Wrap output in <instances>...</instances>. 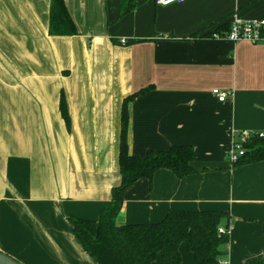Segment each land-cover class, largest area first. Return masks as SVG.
<instances>
[{"label": "crops", "instance_id": "crops-1", "mask_svg": "<svg viewBox=\"0 0 264 264\" xmlns=\"http://www.w3.org/2000/svg\"><path fill=\"white\" fill-rule=\"evenodd\" d=\"M64 2L76 36H49L50 0H0V252L21 264H98L70 219L96 221L110 204L123 101L150 87L127 104L128 152L189 145L198 173L139 179L116 223L228 212L229 243L217 264H258L264 161L234 166L226 154L241 133L264 134V44L204 34L233 14L264 19V0H134L124 16L121 0ZM215 89L231 95L221 103ZM179 250L194 262L184 244Z\"/></svg>", "mask_w": 264, "mask_h": 264}, {"label": "trees", "instance_id": "trees-1", "mask_svg": "<svg viewBox=\"0 0 264 264\" xmlns=\"http://www.w3.org/2000/svg\"><path fill=\"white\" fill-rule=\"evenodd\" d=\"M135 5L134 0H121V16ZM229 21L204 37L224 35ZM48 34L52 37H72L77 29L64 0H50ZM150 87L123 101L119 139V185L111 189L110 204L96 221L71 218L73 236L86 254L98 264H152L157 257L161 264H181L180 246L184 244L195 264H217L226 256L229 234L218 229L230 227V215L223 211H169L156 223L118 225L116 218L124 193L139 179L151 181L159 170H168L177 178L197 174L192 167L193 149L189 145L171 146L163 151H148L143 157L128 152L126 143L127 104L145 94ZM60 111L68 121L64 99ZM244 156L234 166L264 161V139L252 135L242 144ZM258 264H264V254Z\"/></svg>", "mask_w": 264, "mask_h": 264}, {"label": "built area", "instance_id": "built-area-1", "mask_svg": "<svg viewBox=\"0 0 264 264\" xmlns=\"http://www.w3.org/2000/svg\"><path fill=\"white\" fill-rule=\"evenodd\" d=\"M184 0H155V3L159 6H169L174 3H182ZM213 38H224L233 43L248 42L251 44H264V19L261 20H247L243 21L236 14H233L229 21V29L224 35L214 34ZM125 41L122 40L121 44ZM212 95L219 102H225L228 96L231 94L227 91H219L215 89L212 91ZM252 135L243 132L239 135V142L233 143L231 149L226 154L228 161L231 164L237 163L245 154V150L242 144L249 141ZM259 138H264V134H258ZM219 234H229V229H218Z\"/></svg>", "mask_w": 264, "mask_h": 264}, {"label": "water", "instance_id": "water-1", "mask_svg": "<svg viewBox=\"0 0 264 264\" xmlns=\"http://www.w3.org/2000/svg\"><path fill=\"white\" fill-rule=\"evenodd\" d=\"M0 264H21L10 256L0 252Z\"/></svg>", "mask_w": 264, "mask_h": 264}, {"label": "rangeland", "instance_id": "rangeland-1", "mask_svg": "<svg viewBox=\"0 0 264 264\" xmlns=\"http://www.w3.org/2000/svg\"><path fill=\"white\" fill-rule=\"evenodd\" d=\"M193 260H191V262H192ZM182 263L183 264H185L186 262L184 261V260H182ZM189 264V263H188ZM192 264H194V262H192Z\"/></svg>", "mask_w": 264, "mask_h": 264}]
</instances>
